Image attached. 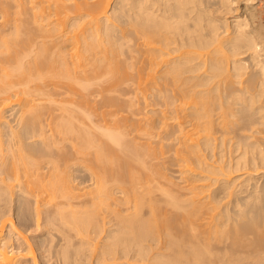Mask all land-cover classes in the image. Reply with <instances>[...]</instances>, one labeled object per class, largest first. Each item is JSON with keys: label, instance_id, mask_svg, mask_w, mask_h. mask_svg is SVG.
<instances>
[{"label": "bare ground", "instance_id": "1", "mask_svg": "<svg viewBox=\"0 0 264 264\" xmlns=\"http://www.w3.org/2000/svg\"><path fill=\"white\" fill-rule=\"evenodd\" d=\"M3 1L13 28L0 33V104L25 106L20 128L1 123L0 137L25 155L23 175L32 153L68 139L97 175L93 199L72 184L57 200L48 186L55 206L87 207L69 214L46 208L47 185L29 175L18 221L49 229L31 243L1 205L0 264H264V0H24L14 11ZM130 88L159 107L171 178L156 165L151 176L146 158L161 155L128 131L122 112L135 100L118 92ZM47 119L60 120L52 136Z\"/></svg>", "mask_w": 264, "mask_h": 264}, {"label": "rangeland", "instance_id": "2", "mask_svg": "<svg viewBox=\"0 0 264 264\" xmlns=\"http://www.w3.org/2000/svg\"><path fill=\"white\" fill-rule=\"evenodd\" d=\"M19 1H23L24 2V0H6V2H7V4H9L10 6H11V9L14 11L15 10V7H14V5H17L18 3H19ZM1 2H5V1H3V0H0V6H1ZM264 6V5H263ZM14 8V9H13ZM33 12V11H32ZM4 21H5V16H4V12H3V10H1V7H0V33L3 35V34H7V33H10L11 31H12V28H13V24H10V23H8V24H6V23H4ZM4 23V24H3ZM256 23H258V22H256ZM5 32V33H4ZM50 93H52V94H54L57 98H62L63 96H65V94L66 93H68V91H67V89H65V88H61V89H59V90H57V91H55V89H51L50 90ZM118 94L124 99V100H127V99H130V98H133L134 100H135V103L132 105V107L130 108V110H128V106H125V110L122 112V114L126 117V123H127V125H128V131H130L131 133H130V135L132 136V137H135L136 138V140H137V142L140 144V147H141V151H143L142 153L144 154H147L146 153V151L147 152H149L148 150H150L151 151V153H152V151L155 149L156 150V152H157V154H158V156H160L159 157V159H155V160H153L154 158H153V156H152V154H150L149 153V157H147L146 158V160H147V162H149L148 163V165H147V168H148V166L149 167H153L154 165H156V167H159V168H161V167H163V169H162V171L165 173V175H167L169 178H171L172 177V175H173V173H172V171H171V155H169V154H171V152H169V148H168V151H166L167 150V147H166V145L168 144L169 145V143H170V141L168 140V138H167V136H166V133L164 132V131H162L159 127H158V121H157V110L159 109V107L158 106H156V105H147V104H144V103H140L137 99H138V95H137V93L135 92V90L134 89H132V88H130V89H124V90H121L120 92H118ZM30 99L32 98V96H30L29 97ZM93 99L94 100H99V97H97V93H95V95L93 96ZM0 102H1V100H0ZM39 102V101H38ZM38 102H36V103H38ZM24 106H25V104L24 103H22V105H11V106H9V107H3L1 104H0V112H1V115H2V117L0 118V124L1 123H7L8 125H9V127L13 130V131H17L19 128H20V126H21V124H20V121H21V118H22V116H24V112H23V109H24ZM97 106L98 107H100L101 109L103 108V105L101 104V103H98L97 104ZM114 109V108H113ZM53 113L55 114V115H59L61 112H60V110H58V109H54L53 110ZM47 117H50V116H47ZM46 121V120H45ZM49 121V122H48ZM54 121H56L58 124L60 123V120H54ZM54 123V124H57V123ZM46 123V124H45ZM48 123H50V120H48L47 119V122H44L43 124V128H44V130L46 129V133L48 134V136H52L53 135V133H54V131L52 130V131H50L55 125L53 124V120L51 121V123L50 124H48ZM100 123H102V124H105L106 122L104 121V119H102L101 118V120H100ZM51 125V126H50ZM45 126V127H44ZM166 129V128H165ZM50 132H51V134H50ZM50 134V135H49ZM59 136V137H58ZM130 136V137H131ZM163 136V137H162ZM56 137V138H55ZM61 137V134L59 135V134H55V136H53V138L54 139H58L59 140V138ZM131 137V138H132ZM36 138V139H35ZM35 138H33V140H37V138H38V140H39V138L40 137H35ZM70 138H72V136L70 137ZM2 139H4L3 137L1 138L0 137V154L2 155V156H0V161H2V160H4L3 162L4 163H7L6 165H4L3 167H0V187H9L11 190L10 191H8L7 193L8 194H6L5 193V196L6 197H4V199L3 198H1L0 199V206L2 205H5V206H3V207H5V208H7V211L9 212V214H11V217L13 218V220L16 222V228L19 230V231H23L24 229V231H23V233H22V235H23V237L25 238V240L27 239V241H29V242H31V243H33L34 241H36L35 240V238L36 239H38L39 237H38V234H39V236H43V237H45V235H47V231L46 230H48L49 228L48 227H45V230L42 228L41 230H40V228L39 229H37V227H35V226H33V228H29V227H32L30 224L31 223H29L30 221H26L27 222V224H26V222L24 221H20V219H19V221L20 222H23V224L21 225L20 223H19V221H18V218H17V213L15 212V205H16V198H17V196H18V194H20L21 193V191L23 190L22 189V187L24 186V183H27L26 181H28V176L29 175H31L32 176V178H34L33 180H34V182L35 181H37V183L35 182L34 184H38V183H43V185L45 184V185H47L46 187H47V191H48V186H50L49 187V189H51V190H55L56 188H58L57 189V192H61V194H62V192H64L66 189H67V187H69L68 185H70V186H73V185H75L76 187H78V188H80V190H78V191H76V193L75 194H77V195H81V199H87L88 200V198L89 199H93L94 198V196L95 195H92L93 194V189L90 187V188H88L89 186H91V185H93L94 184V182H95V179H96V175H97V173H96V171L94 170V168H92V164L90 163V162H81V161H78V162H75V160L73 159V154L72 155H70L71 154V150H69V149H72L71 147H72V144H71V139L69 140L68 139V142H66V144L65 143H61V141L59 140L58 142V144H53L54 145V148L51 146L50 147V149H49V147H47V146H44V145H42L43 147H47L46 149H45V151H44V148H42L41 150H39L38 152H34V153H32L31 154V156H29V157H32L31 158V160L30 159H28V162H30V163H32V165H30V167H32V168H30L31 170H29V171H31L30 173H29V175L27 174V175H23L24 174V171L23 170H21L22 169V167H20L19 168V165L21 166V164H19V163H21L20 162V158H18L19 156H23V155H21V153H17L15 150L17 149L15 146V148L13 147H11V146H9V144L8 143H6L7 141H6V138H5V140H2ZM2 140V141H1ZM33 140H31V141H33ZM40 140H42V139H40ZM4 141H6V142H4ZM56 142H57V140H55ZM47 142H49V141H47ZM70 142V143H69ZM6 143V144H5ZM5 144V145H4ZM62 144H65L66 145V147L64 148V145H62ZM8 145V146H7ZM5 147H6V150L4 151V149H5ZM10 147V148H9ZM18 147V146H17ZM59 147H61L60 149H59ZM148 150H147V149ZM3 149V150H2ZM14 149V151H13V153H10V151H12ZM53 150V151H52ZM146 150V151H145ZM164 151V154L162 155V152L161 151ZM50 151V152H49ZM9 152V153H8ZM53 152L55 153V156H54V154H53ZM154 152V151H153ZM168 152H169V154H168ZM4 153V154H3ZM8 153V154H7ZM28 154L27 152H23V154ZM37 155H36V154ZM49 153H51L52 155H50ZM20 154V155H19ZM67 154V155H66ZM29 155V154H28ZM48 155V156H47ZM51 157H50V156ZM58 155H59V157H58ZM27 156V155H26ZM36 158H35V157ZM38 156V157H37ZM72 156V157H71ZM148 156V155H147ZM151 156V157H150ZM2 157H3V159H2ZM25 157V155L23 156V158ZM53 157H56V159H52ZM62 157V158H61ZM68 157V158H67ZM49 158L50 159H52V161H56V162H52V164L50 163V164H47V162L49 161ZM58 158V159H57ZM71 158H72V161H71ZM158 158V157H157ZM70 159V160H69ZM18 160H19V162H18ZM30 160V161H29ZM43 160V161H42ZM59 160H60V163H59ZM153 161V162H152ZM157 161L158 162V166H157V162H156V164H155V162ZM29 163V164H30ZM35 165H34V164ZM46 165H45V164ZM53 163H55V165L56 166H54V164ZM58 165H57V164ZM151 163V164H150ZM163 165H162V164ZM13 164H15L14 166H13ZM19 164V165H18ZM161 164V165H160ZM12 165V166H11ZM18 165V166H17ZM33 165H34V167H33ZM44 165V166H43ZM51 165H53V166H51ZM88 165H90V166H88ZM92 165V166H91ZM11 166V169L13 170V168L12 167H14L16 170H10L9 169V167ZM41 166V167H40ZM45 166H47V168H46V170L45 169H42V167H45ZM49 166H51V167H49ZM58 166V167H57ZM17 167H18V169H17ZM52 167H54V168H52ZM60 167V168H59ZM40 168V169H39ZM151 168H149V169H151ZM155 168V167H154ZM154 168H152L151 170H153L150 174H152L151 176H153V172H154ZM49 169V170H48ZM52 169V170H51ZM39 170H41V171H39ZM51 170V171H50ZM21 171V172H20ZM28 171V172H29ZM18 172V174H16ZM32 172H33V174H32ZM40 172V173H39ZM94 172H95V174H94ZM20 173V174H19ZM37 173H39V174H37ZM35 175V176H34ZM71 177H70V176ZM27 176V177H26ZM37 176V177H36ZM39 176V177H38ZM30 177V176H29ZM32 178H29V180H31ZM38 178L41 180V182H40V180H38ZM27 179V180H26ZM160 179V180H159ZM158 180L162 183V187L165 189V190H168L169 188H168V186L166 185V180L165 179H163V178H158ZM25 181V182H24ZM39 181V182H38ZM71 181V182H70ZM24 182V183H23ZM71 184H70V183ZM33 183V182H32ZM73 184V185H72ZM38 185H40V184H38ZM56 186V188H53L52 186ZM22 186V187H21ZM74 186V187H75ZM87 186V187H86ZM53 188V189H52ZM86 188V189H85ZM88 188V189H87ZM84 189V190H83ZM51 190L50 191H48V193H46V195H44V196H46L45 198H46V200H48L49 199V197L48 196H50L51 197V200H52V196H51ZM64 190V191H63ZM88 190L90 191V192H92V194L90 195V193L88 192ZM74 192H75V190H73ZM80 191V192H79ZM83 191H85V192H83ZM87 191V192H86ZM53 192H55V191H53ZM56 192V193H57ZM60 192L59 193H57L58 195L60 194ZM55 193V195L58 197L57 198V200H60L59 199V197H60V195L58 196L57 194ZM79 193V194H78ZM83 193V194H82ZM88 194V198H85L86 196H87V194ZM45 194V193H44ZM52 195H54L53 193H52ZM54 195V196H55ZM82 195H85V196H82ZM154 195H155V199L157 200L156 201V203H158L159 204V202L161 203V205L162 204H164V205H166L167 203H168V201L166 202V200H167V198L165 197V199H164V197H162V196H160L161 195V193L160 192H156L155 191V193H154ZM154 195H152V196H154ZM8 196V197H7ZM93 196V197H92ZM33 199H35V197L34 196H31ZM47 197H48V199H47ZM83 197V198H82ZM157 197V198H156ZM159 197V198H158ZM6 198V199H5ZM12 199V200H11ZM15 199V200H14ZM62 199H64V198H62L61 197V201H63ZM80 199V200H81ZM2 200V201H1ZM50 200V199H49ZM48 200V201H49ZM50 200V202L47 204V205H45L46 206V208H49L50 206V208H54V207H63L62 209L61 208H59V210L61 211V212H64L65 214H69L70 212H72L71 211V209L70 208H72V210H83L84 208H86L87 209V207H83V208H74V207H70V206H55L56 205V198L54 199V200H52L51 201ZM87 200H83V201H87ZM163 200H164V202H163ZM163 202V203H162ZM47 203V201L46 202H44V204H46ZM58 203V202H57ZM15 204V205H14ZM52 204H54V207H53V205ZM134 205V203L132 202V201H129V204H127L125 207L126 208H128V207H132ZM148 205V204H147ZM151 204H149V206H150ZM7 206V207H6ZM149 206H145L144 207V209H146V210H148V211H150V207ZM11 210H10V209ZM74 208V209H73ZM85 209V210H86ZM63 210V211H62ZM64 210H66V211H64ZM70 210V211H69ZM77 210V211H78ZM67 211H69L68 213H66ZM32 222V221H31ZM32 223H35V222H32ZM30 225V226H29ZM34 225V224H33ZM30 229V231L29 230H26L27 229V227ZM23 227V228H22ZM35 228H36V230H35ZM32 229V230H31ZM27 231V232H26ZM44 231V232H43ZM25 232V233H24ZM43 234V235H42ZM38 237V238H37ZM34 239V240H33ZM31 246H33V248L34 249H36V247H35V244H33V245H31ZM36 254L37 255H39V251H36ZM39 258H37V260H38ZM39 262H40V260H39Z\"/></svg>", "mask_w": 264, "mask_h": 264}]
</instances>
